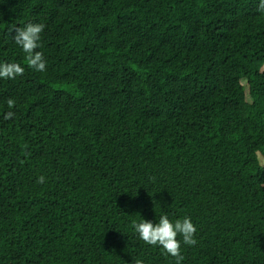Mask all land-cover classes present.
Wrapping results in <instances>:
<instances>
[{
	"label": "trees",
	"instance_id": "1",
	"mask_svg": "<svg viewBox=\"0 0 264 264\" xmlns=\"http://www.w3.org/2000/svg\"><path fill=\"white\" fill-rule=\"evenodd\" d=\"M0 61V264H174L165 212L183 264H264V0H0Z\"/></svg>",
	"mask_w": 264,
	"mask_h": 264
},
{
	"label": "clouds",
	"instance_id": "2",
	"mask_svg": "<svg viewBox=\"0 0 264 264\" xmlns=\"http://www.w3.org/2000/svg\"><path fill=\"white\" fill-rule=\"evenodd\" d=\"M43 23H26L24 25L13 26L9 29L14 43L26 54L28 65L38 72L46 71L47 61L40 48L41 34L44 32ZM25 68L18 62L0 61V79L14 80L24 74ZM14 101L9 100L11 108ZM12 112L7 113L10 118ZM45 178L39 177V182L43 183ZM132 229L138 239L144 244L157 247L163 253L174 259V264H183L184 256L182 246H195L197 244V227L191 217L171 218L168 213H162L159 219L152 221L145 218L133 221ZM133 264H144L142 259H136Z\"/></svg>",
	"mask_w": 264,
	"mask_h": 264
},
{
	"label": "rangeland",
	"instance_id": "3",
	"mask_svg": "<svg viewBox=\"0 0 264 264\" xmlns=\"http://www.w3.org/2000/svg\"><path fill=\"white\" fill-rule=\"evenodd\" d=\"M262 159H261V163H262V165L264 166V161H263V157L262 156H260Z\"/></svg>",
	"mask_w": 264,
	"mask_h": 264
}]
</instances>
